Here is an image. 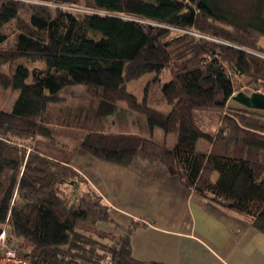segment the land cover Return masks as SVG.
I'll return each mask as SVG.
<instances>
[{
    "label": "trees",
    "instance_id": "16d2710c",
    "mask_svg": "<svg viewBox=\"0 0 264 264\" xmlns=\"http://www.w3.org/2000/svg\"><path fill=\"white\" fill-rule=\"evenodd\" d=\"M30 1L0 0V86L17 93L0 108V225L29 264H166L133 256V227L102 226L107 203L69 162L27 151L36 137L145 179L176 176L264 234V115L229 105L241 79L264 83V0L245 18L230 0ZM147 73L139 100L127 84ZM75 85L88 98L63 106L61 92ZM160 101L169 110L149 105ZM210 108L225 111L215 133L194 121ZM130 114L141 131H109L117 119L128 127Z\"/></svg>",
    "mask_w": 264,
    "mask_h": 264
},
{
    "label": "crops",
    "instance_id": "0c3cea01",
    "mask_svg": "<svg viewBox=\"0 0 264 264\" xmlns=\"http://www.w3.org/2000/svg\"><path fill=\"white\" fill-rule=\"evenodd\" d=\"M165 139L169 146L175 142L174 134ZM209 148L208 143L202 151ZM65 162L92 179L110 208L112 230L122 233L131 221L139 222L131 232L135 258L166 264L262 263L264 234L247 217L195 197L176 176L146 180L84 151L68 155Z\"/></svg>",
    "mask_w": 264,
    "mask_h": 264
},
{
    "label": "rangeland",
    "instance_id": "374dc122",
    "mask_svg": "<svg viewBox=\"0 0 264 264\" xmlns=\"http://www.w3.org/2000/svg\"><path fill=\"white\" fill-rule=\"evenodd\" d=\"M24 1L26 3H28V6H29V3L31 1L30 0H24ZM230 1H231L230 3L232 4V6L234 8V12H242L241 15L244 18L246 17L244 15L249 14V12H248L249 7L252 6L253 3L256 2L255 0H230ZM28 6L26 5V8H25L26 12L25 13H28V11L30 9ZM172 39L173 38H171L168 41H171ZM260 44L264 48V35L263 34L260 36ZM5 69H7V66L5 67ZM153 76H154V73H147L144 76H142L141 78H139L138 80L129 82L127 84V88L130 91H132L133 93H135L136 96L138 97V99L141 100L143 98L146 85L153 78ZM169 78H170L169 70L164 69L160 74V84L168 81ZM240 81L242 83L240 84V86L237 87V90L235 91L234 95L240 91H243L247 94H250L252 92L264 93V83H262V82L251 83V82H249V79H241ZM150 84L152 87L150 95L155 94L156 91L154 90V83H150ZM234 84L236 85L235 79H234ZM157 87H159V86H157ZM16 95H17V93L15 91H13L11 89H4L0 86V108L9 110L11 108V104H12L13 100L15 99ZM61 97H62V105L63 106H65V107L68 106V108L69 107L77 108L80 103H83V102H80L82 99L88 98V92H87L85 86L75 85V86L64 89L61 92ZM149 105L156 108V109L164 111V112L169 110V106L164 101H160L158 103H150ZM229 105L234 106V107L235 106L236 107H243L242 104H240L239 102H237L234 99L230 100ZM260 112L262 113V115H264V110H262ZM224 113H225L224 110H220V109H216V108L198 109V110H195V112H194V121L197 125H199L201 128H203L206 132L215 133L217 128H218L219 123L221 122V119H222V116L224 115ZM110 119L114 120L115 117L113 115H111ZM127 120L129 123L128 127L119 126L117 121H120V120L117 119L116 123L114 122L113 125H109V131L119 132V131H126L127 130L129 132L137 133L138 131L142 130L141 129V123L138 122V119L136 118V116H134V114H130L129 118ZM162 136H163L162 130L160 128H156V138L159 140H162ZM172 136H173V134H169L168 140ZM199 140L204 141V142L198 143L197 149H199V151L206 150L207 145H208L207 141L204 139H199ZM26 149H27V151L34 150L41 155L49 156V157L56 159V160H59L61 162H65V158L68 157V155H70V154L66 153L65 151L55 147L50 142H47V141H45L41 138H38V137H36L35 139H32V141L26 146ZM99 161H102V160H99ZM114 165H117V164H114ZM118 166H120L124 169L126 168L128 170H132L133 172L137 173V175L140 176V174L138 172H136L133 168H130L127 166H121V165H118ZM83 173L81 174V176L85 179V181L88 184H90L92 186V184H91V182H93L92 179L90 177H88V175L85 172H83ZM88 179L90 180V182L88 181ZM146 180H153V179H146ZM110 214H111V212H110ZM138 223H139L138 221H136V222L131 221V223L128 224L127 228L128 227L134 228V225L136 226V224L138 225ZM101 225L110 229V231H112L111 233H113L114 235L119 234L118 232H120L118 230H116V231L112 230L113 228H116V225L112 224L111 221L106 222V223H102ZM2 229L3 228L0 225V232L2 231ZM14 242L20 248H24L25 251H27V249L30 248L26 244L24 245V242L21 240L14 239ZM262 249L264 251V241L262 243ZM2 250H3V247L0 246V252ZM0 264H6V263L0 261ZM261 264H264V259H262Z\"/></svg>",
    "mask_w": 264,
    "mask_h": 264
},
{
    "label": "built area",
    "instance_id": "2783aa9c",
    "mask_svg": "<svg viewBox=\"0 0 264 264\" xmlns=\"http://www.w3.org/2000/svg\"><path fill=\"white\" fill-rule=\"evenodd\" d=\"M6 238V232L2 229L0 232V246L3 247V250L0 252V261L6 264H29L28 259L20 255L17 247L8 243Z\"/></svg>",
    "mask_w": 264,
    "mask_h": 264
},
{
    "label": "water",
    "instance_id": "95a60500",
    "mask_svg": "<svg viewBox=\"0 0 264 264\" xmlns=\"http://www.w3.org/2000/svg\"><path fill=\"white\" fill-rule=\"evenodd\" d=\"M233 99L247 108L264 110V93L252 92L247 94L240 91L233 95Z\"/></svg>",
    "mask_w": 264,
    "mask_h": 264
}]
</instances>
